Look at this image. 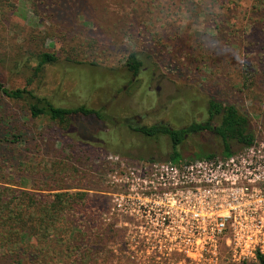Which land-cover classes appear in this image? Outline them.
I'll return each instance as SVG.
<instances>
[{
	"label": "rangeland",
	"instance_id": "374dc122",
	"mask_svg": "<svg viewBox=\"0 0 264 264\" xmlns=\"http://www.w3.org/2000/svg\"><path fill=\"white\" fill-rule=\"evenodd\" d=\"M221 1L0 0V81L9 88L26 86L56 105L99 109L112 126L86 137L107 143L81 142L46 117L29 118L23 104L13 103L31 140L16 144L12 159L0 160V174L5 172L13 188L48 194L55 187L97 196L102 220L122 230V240L111 245L118 255L113 264H180L170 254L180 242L167 250L164 242L155 247L152 240L136 238V222L124 213L122 164L168 160L172 150L167 135L146 136L134 126L163 122L180 128L205 121L215 89L216 96L248 114L255 134H264V96L251 94L252 99L239 88L245 62L264 60L257 44L264 37L248 23L252 0ZM131 51L142 60L136 75L125 67ZM39 52L57 60L35 75ZM78 120L83 130L94 127L93 121ZM196 135L170 161L193 160L206 151L225 157L215 138ZM240 148L232 146L234 152Z\"/></svg>",
	"mask_w": 264,
	"mask_h": 264
},
{
	"label": "trees",
	"instance_id": "16d2710c",
	"mask_svg": "<svg viewBox=\"0 0 264 264\" xmlns=\"http://www.w3.org/2000/svg\"><path fill=\"white\" fill-rule=\"evenodd\" d=\"M223 1L221 3H224ZM248 16L251 30L264 37V0H252ZM257 44H260L261 50H264V40L257 41ZM35 60L36 65L33 69L34 74L37 75L45 64L55 62L57 57L50 52H39ZM125 67L133 75L141 71L142 60L137 52L128 53ZM241 73L240 91H246L252 99L259 97L258 93L264 96V60L259 58L255 64L245 62ZM30 83L28 81L26 85ZM0 99H2L0 101L2 103L0 104V146H3L2 149L0 148V160L2 161L13 158L10 155L16 144L25 145L31 140L28 137L27 124L22 121L18 110H15L18 107L11 105L13 103L23 104L22 110L29 118L46 117L60 126L64 132L73 133L81 142L107 143L105 139L101 141L94 138L96 140L89 141L86 138L88 133L95 136L112 127H107L110 120L99 109L86 105L75 107L56 105L47 97L35 94L26 86L9 88L1 81ZM207 105L208 118L205 121H193L180 128L159 122L134 126L133 129L151 137L167 135L172 148L168 160L180 157L178 146L184 143L189 135L197 136L196 134L203 132L215 138L220 149L218 153L225 156L234 153L233 144L243 147L252 143L256 134L246 112H242L234 103L216 96L215 89L212 90ZM78 118L93 121L94 127L90 130L81 129L78 126ZM73 149L70 150L71 153ZM216 155L217 152L206 151L196 156V159H210ZM189 160L191 159H186ZM1 170L3 171V168ZM74 176L76 175L72 177ZM4 179L5 172H2L0 174V264H113L114 259L118 258L111 245L122 240L120 236L122 230L102 220L103 209L99 205L100 200L97 196L87 191L67 192L55 187L47 188L54 190L53 193L44 194L13 188L7 185L9 182H5ZM118 260L121 263V259ZM258 263L264 264L261 255L258 256Z\"/></svg>",
	"mask_w": 264,
	"mask_h": 264
},
{
	"label": "built area",
	"instance_id": "2783aa9c",
	"mask_svg": "<svg viewBox=\"0 0 264 264\" xmlns=\"http://www.w3.org/2000/svg\"><path fill=\"white\" fill-rule=\"evenodd\" d=\"M121 181L136 238L164 242L167 250L180 242L170 252L180 264L264 258V134L223 158L123 163Z\"/></svg>",
	"mask_w": 264,
	"mask_h": 264
}]
</instances>
